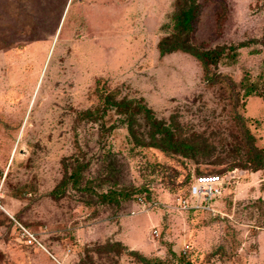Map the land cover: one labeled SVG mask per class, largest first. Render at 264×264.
I'll return each instance as SVG.
<instances>
[{
    "label": "rangeland",
    "instance_id": "obj_1",
    "mask_svg": "<svg viewBox=\"0 0 264 264\" xmlns=\"http://www.w3.org/2000/svg\"><path fill=\"white\" fill-rule=\"evenodd\" d=\"M187 3L0 0V264H264V0H197L207 78L160 54Z\"/></svg>",
    "mask_w": 264,
    "mask_h": 264
},
{
    "label": "trees",
    "instance_id": "obj_2",
    "mask_svg": "<svg viewBox=\"0 0 264 264\" xmlns=\"http://www.w3.org/2000/svg\"><path fill=\"white\" fill-rule=\"evenodd\" d=\"M182 0H177L180 3ZM197 0H188L186 7L180 8L174 16V29L175 33L172 39H166L159 43V50L161 55L172 53L175 51H182L193 57H195L205 72V77H208L210 72L209 66L216 65L225 53V48L220 47L208 51H200L190 44L191 33L193 32V23L198 15ZM239 47V46H238ZM230 50L233 51L231 48ZM211 81V80H209ZM252 92V90H250ZM250 94V92H249ZM114 106L116 102H110ZM153 130L159 137H154L155 145L165 153L180 154L183 157L193 158L196 157L201 151H209V146L205 144L195 143L189 139H178L175 136L176 130L172 125L166 126L164 124L153 123ZM247 142L250 148L248 158L243 159L241 167H245L248 170H257L264 164V151L255 147L252 136H249L246 131ZM218 177V176H216ZM73 182L79 181V174L73 173L70 178ZM108 196H105V200ZM145 264H149L146 259L143 260Z\"/></svg>",
    "mask_w": 264,
    "mask_h": 264
},
{
    "label": "built area",
    "instance_id": "obj_3",
    "mask_svg": "<svg viewBox=\"0 0 264 264\" xmlns=\"http://www.w3.org/2000/svg\"><path fill=\"white\" fill-rule=\"evenodd\" d=\"M218 177H213V176H209V177H199L198 178V182L201 183L202 185H211L213 182L217 181ZM193 193L197 192L196 187H193ZM204 191V190H202ZM3 199V184L0 183V201ZM0 211H3V207L0 203ZM22 236H24V240L28 245H33V243H35V238L33 235H31L27 230L23 229L22 232Z\"/></svg>",
    "mask_w": 264,
    "mask_h": 264
}]
</instances>
